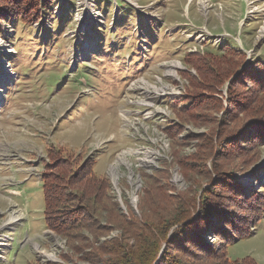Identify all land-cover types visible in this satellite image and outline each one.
Returning <instances> with one entry per match:
<instances>
[{
	"label": "rangeland",
	"instance_id": "374dc122",
	"mask_svg": "<svg viewBox=\"0 0 264 264\" xmlns=\"http://www.w3.org/2000/svg\"><path fill=\"white\" fill-rule=\"evenodd\" d=\"M41 2L26 23L0 24V264H90L65 260L68 247L43 217L40 176L53 160L94 163L120 214L138 219L145 176L190 188L176 161L200 152L208 127L184 112L185 99L203 88L189 78L197 67L221 74L243 58L251 68L236 77L231 95L219 87L222 106L211 121L228 122L227 133L257 123L237 138L227 166L236 190L213 195L212 223L230 241L206 239L232 242V231L249 222L245 202L257 193L262 217L226 255L264 264V114H252L264 107V0ZM198 181L197 201L217 180Z\"/></svg>",
	"mask_w": 264,
	"mask_h": 264
},
{
	"label": "trees",
	"instance_id": "16d2710c",
	"mask_svg": "<svg viewBox=\"0 0 264 264\" xmlns=\"http://www.w3.org/2000/svg\"><path fill=\"white\" fill-rule=\"evenodd\" d=\"M41 3V0H0V24L16 19L20 24L26 23ZM243 59L239 64H231L221 74L207 70L206 75L205 70L196 66L199 74L189 78V81L203 87V91L191 89L194 92L190 94L191 98L185 99L188 103L184 112L191 111L194 117L191 116L190 120L201 127L207 126L208 131L200 137L198 154L192 159L180 155L176 161L183 177L192 181L193 185L178 191L168 181L159 180L158 176H145L148 185L141 191L150 197L143 195L141 205L145 212L141 219L131 213L120 214L117 203L108 196V182L92 172L94 163L89 160L73 168L72 161L56 159L44 167L40 176L45 202L43 217L48 229L57 232L68 247L69 252L63 257L65 260L76 256L90 264H257L250 257L231 260L226 255L227 245L248 235L251 227L262 217L259 213L263 207L261 211L255 209L256 203H263L258 200L257 193L251 194L247 199L249 202H245L248 212L245 218L249 222L244 223L243 231L239 228L232 231V242L218 247L206 239L213 234L214 238L219 237L225 242L228 240L225 230L222 232L212 223V217H215L211 209L215 203L213 195L228 196V192L236 190L237 181L232 178L234 174L228 172L230 169L227 166L232 164L235 156L237 138L257 123L245 122L240 130L236 126L235 132L227 133L228 122L214 124L211 121L213 114L210 112L215 110V105L222 106L223 97L219 87L225 86L231 95L236 77L251 68L252 65L247 67ZM254 65L258 66V63ZM230 78L232 80L226 84ZM252 114L263 115L264 107L258 105ZM190 137L194 139L196 135ZM167 176L166 173L165 179ZM212 178L217 181L203 189L199 193L201 199L197 201L198 179H208L210 182ZM69 187L78 191H67ZM153 192H156L155 199H152ZM116 230V236L105 239L111 235V231ZM236 233L241 235L236 236Z\"/></svg>",
	"mask_w": 264,
	"mask_h": 264
},
{
	"label": "bare ground",
	"instance_id": "6f19581e",
	"mask_svg": "<svg viewBox=\"0 0 264 264\" xmlns=\"http://www.w3.org/2000/svg\"><path fill=\"white\" fill-rule=\"evenodd\" d=\"M16 218H13L12 221H15Z\"/></svg>",
	"mask_w": 264,
	"mask_h": 264
}]
</instances>
